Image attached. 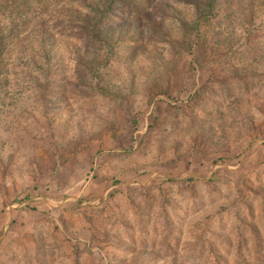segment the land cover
<instances>
[{
    "label": "rangeland",
    "instance_id": "obj_1",
    "mask_svg": "<svg viewBox=\"0 0 264 264\" xmlns=\"http://www.w3.org/2000/svg\"><path fill=\"white\" fill-rule=\"evenodd\" d=\"M247 5L199 24L195 0H154L107 29L113 52L67 63L48 116L23 86L0 116V264H264V0Z\"/></svg>",
    "mask_w": 264,
    "mask_h": 264
},
{
    "label": "trees",
    "instance_id": "obj_2",
    "mask_svg": "<svg viewBox=\"0 0 264 264\" xmlns=\"http://www.w3.org/2000/svg\"><path fill=\"white\" fill-rule=\"evenodd\" d=\"M153 1L0 0V116H16L11 99L14 104V97L21 94L25 85L38 93L35 105L42 115L48 116V95H56L51 94L55 89L61 93L67 91V67L75 65L77 54L82 50L113 52L116 40H108L107 29L123 21L142 24ZM242 1L249 4V17H252L251 10L256 6L253 4L262 0H195L196 6L201 7L199 24L202 20L220 22L222 10ZM134 36L126 43L136 48L143 44L144 34L138 42L131 41ZM58 50L71 57L61 58L56 64ZM105 83L106 79L100 75L93 85H76L82 93L80 96L76 92L80 105H94L96 96L91 92L102 90Z\"/></svg>",
    "mask_w": 264,
    "mask_h": 264
}]
</instances>
